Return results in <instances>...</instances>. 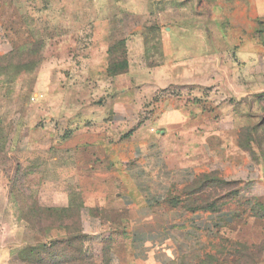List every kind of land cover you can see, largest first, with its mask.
Segmentation results:
<instances>
[{"label": "rangeland", "instance_id": "1", "mask_svg": "<svg viewBox=\"0 0 264 264\" xmlns=\"http://www.w3.org/2000/svg\"><path fill=\"white\" fill-rule=\"evenodd\" d=\"M118 100L126 140L173 108L205 125L167 196L181 226L163 264H264V16L252 0H0V264H136L124 230L86 233L79 207L40 205L43 180L72 162L61 142L122 129Z\"/></svg>", "mask_w": 264, "mask_h": 264}, {"label": "crops", "instance_id": "2", "mask_svg": "<svg viewBox=\"0 0 264 264\" xmlns=\"http://www.w3.org/2000/svg\"><path fill=\"white\" fill-rule=\"evenodd\" d=\"M252 2L256 13L264 16V0ZM120 101L110 121L122 122V129L114 131L115 125L107 123L61 142L60 149L72 155V162L43 180L40 205L51 210L79 207L84 232L92 233L93 227L124 230L123 243L139 244L132 248L136 264H163V246L179 242L169 231L181 226L179 209L167 203V196L186 175L189 144L205 125L196 123L198 109L173 108L162 112L154 125L141 126L139 139L126 140L121 132L127 127V108ZM3 195L0 172V204ZM96 210L98 216L93 214Z\"/></svg>", "mask_w": 264, "mask_h": 264}, {"label": "trees", "instance_id": "3", "mask_svg": "<svg viewBox=\"0 0 264 264\" xmlns=\"http://www.w3.org/2000/svg\"><path fill=\"white\" fill-rule=\"evenodd\" d=\"M43 208V207H42ZM45 209V208H44Z\"/></svg>", "mask_w": 264, "mask_h": 264}]
</instances>
